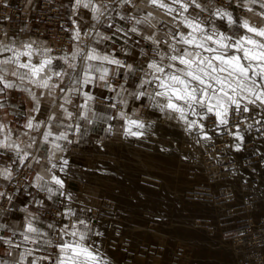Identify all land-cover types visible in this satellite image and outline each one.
<instances>
[{
  "label": "rangeland",
  "instance_id": "obj_1",
  "mask_svg": "<svg viewBox=\"0 0 264 264\" xmlns=\"http://www.w3.org/2000/svg\"><path fill=\"white\" fill-rule=\"evenodd\" d=\"M135 3L136 9L121 7L119 3L117 7L125 16H135L137 19H143L147 13L152 14L150 22L135 25L138 32L134 34L140 48L135 55L138 67L134 72L133 85L143 77L147 60L154 58L156 45L146 37L154 35L162 42L161 49L168 51L163 41L170 40V30H178L177 22L173 20L175 13L169 15L164 9L150 5L148 0H135ZM216 3L227 6V0H216ZM256 10L259 11L258 8ZM229 11L233 12L234 17L248 19L257 26L260 24V18L245 9L233 6ZM128 24L131 28L134 26L131 20ZM215 24L221 31L244 34L243 29L234 26L230 29L223 21L216 20ZM179 30L185 31L182 28ZM127 81L128 78H123L125 86L128 85ZM147 90L151 92L152 88L148 87ZM124 93L126 104L118 103L114 107V122L104 133L89 141L86 149H74L76 146L70 150L57 149L55 145L61 146V140L56 139V123L52 124L53 136L47 142L42 133L49 129H43L40 141L49 146V151H43L44 163L40 165L38 174L49 180L56 175L64 181V207L66 210L71 208L92 228L89 241L96 242L107 264H239L234 246L221 235V210L230 206L231 212H234V207L243 198V178L251 173L243 170V159H250L257 150L264 149L260 144L264 141L259 140L264 137V114H257L254 106L250 105L253 112L244 113L243 116L236 114L230 118L227 126H218L212 113L206 114L203 120L189 114V120L203 124V130L197 126L189 130L184 121L148 106L146 97L136 100ZM40 106L46 110L47 101H40ZM121 112L126 117L144 122L143 129L131 128L132 132H142V135L126 134L129 124L121 118ZM258 120L262 122L257 123ZM236 123L239 124L238 128L234 127ZM236 133L243 136L242 141L236 138ZM205 134L209 138L205 139ZM150 153L163 155L171 166L153 167L154 170L144 157ZM65 160L67 164H64ZM251 167L255 169V166ZM31 173H35V170L32 172L31 169ZM249 176L246 190L255 192L257 182L254 175ZM104 182L107 183L103 185ZM119 186L126 187L125 199L133 209L117 202L115 190ZM136 186L162 192L165 196L156 200L135 193L132 189ZM49 216L52 219L58 217ZM64 223H69V218ZM180 227L203 234L204 246L207 247H204L203 258L199 256L194 242L178 235ZM95 232L102 235H94ZM56 240L57 234L54 242ZM220 253L226 255L223 257Z\"/></svg>",
  "mask_w": 264,
  "mask_h": 264
},
{
  "label": "snow or ice",
  "instance_id": "obj_2",
  "mask_svg": "<svg viewBox=\"0 0 264 264\" xmlns=\"http://www.w3.org/2000/svg\"><path fill=\"white\" fill-rule=\"evenodd\" d=\"M148 3L164 9L169 15L175 13L173 20L177 22L178 30L176 32L170 30V40L163 41L167 44L168 51L161 49L162 42L155 39L154 35L146 37L156 45L153 49L154 58L147 60L143 77L138 83H134L135 91L129 92L125 85L120 86L121 91L127 92L136 100L146 97L149 101L148 106L168 114L171 118L184 121L189 130L194 126L203 130V124L188 119L189 114L203 120L206 114L212 113L218 121V126H227L230 118L236 114L243 116L254 109L257 110V114H264V0H227V6L218 5L216 0H168V2L148 0ZM119 5L136 9L135 0H119ZM233 6L258 16L259 26L250 23L248 19L234 17L233 12L229 11ZM80 8L88 9L98 24L101 23L100 18L109 12V5L104 3V0L99 2L74 0V11ZM108 18L111 19L110 15ZM120 19L133 21L134 26L129 31L137 33L138 28L135 25L150 22L152 14H145L143 19L122 15ZM216 20L225 22L230 29L233 26L243 29L244 34L221 31L215 24ZM73 23L76 24V21ZM108 27L113 29L114 26L110 23ZM92 28L94 29L95 25H92ZM181 28L185 31H180ZM118 33L128 37L127 31L116 26L112 36L95 32L94 35L98 39L94 43L112 40ZM83 35L89 36L90 33L84 32ZM81 36L80 27L77 25L72 39L79 42ZM4 52H11L12 55L0 59V96L5 95L6 90L10 89L24 91L30 95L34 101L32 109L34 115L27 118L24 127L30 131H38L41 127L48 128V131L42 133L45 142L53 136L51 131L53 122H56L58 127L72 126L57 121L55 113H50L44 120H37L35 114L41 111L42 97L49 96L54 105L71 119L73 113L69 112L65 105L72 103V93L84 97L85 102L78 105V108L92 112L88 101L94 97L83 91L86 86L102 81L109 90L115 91L112 85L107 83L110 69L106 65H115L116 69H125L127 73L136 71L132 64H126L110 53L101 52L91 45L80 47L79 43L70 55L61 57L49 55L50 49L34 48V42L24 43L19 48L0 45V55ZM56 60L63 61V65L54 64ZM148 87L152 88L151 92L147 90ZM33 88L41 89L39 96ZM57 91L63 95L57 96ZM119 95L118 92L117 96ZM57 100L63 102L56 105ZM120 103L126 104V98L121 97ZM250 105L254 106V109L250 108ZM111 107H116V104H112ZM2 108L4 102L0 100V109ZM120 116L128 121L129 128L126 134L133 136L143 134L131 131L132 126L143 129L145 127L143 121L126 117L124 112H121ZM84 118L87 119V115ZM6 127L0 122V136H3V139H0V149L15 152L19 162L23 163L31 153L24 151L17 141L11 140L10 133L5 134ZM234 127L238 128L239 124H234ZM76 129L79 130L78 124ZM24 135L28 133L25 132ZM235 135L238 140H243L239 133ZM204 138L209 137L205 134ZM56 139L67 140V136L60 133ZM31 141L26 145L27 148L36 143L35 137H31ZM55 147L60 149L61 146L57 144ZM64 164H67L66 160ZM52 167L55 168L56 165L53 164ZM0 177L10 180L12 177L10 168L0 167ZM37 179L42 180L43 177ZM51 183L58 186L55 191L48 186V182L42 185V190L49 193V199L57 191L64 195L60 191L64 187L62 179L52 175ZM4 195L0 192V196ZM63 215L74 219L59 227L54 224L48 225V228L57 234L56 242L48 232L35 226L34 221L37 218L31 214L26 217L22 230L0 224V231L7 228L11 233L8 236L0 235V246L6 248V252L0 256V264H107L96 242L89 241V233L93 230L88 223L76 216L71 208ZM93 234L102 235L99 232ZM17 235L21 237L19 241L15 239ZM27 245L35 247H26ZM22 246L23 250L16 253L15 250L21 249ZM48 248L55 249L54 257L47 253Z\"/></svg>",
  "mask_w": 264,
  "mask_h": 264
},
{
  "label": "crops",
  "instance_id": "obj_3",
  "mask_svg": "<svg viewBox=\"0 0 264 264\" xmlns=\"http://www.w3.org/2000/svg\"><path fill=\"white\" fill-rule=\"evenodd\" d=\"M5 1L9 3L14 0ZM51 1L60 8L61 15L65 18L66 22V29L68 31L67 36L70 39L68 45H66L60 52L54 53L52 51V45L55 42L53 35L46 33L38 34L34 31V28L39 22L37 16L33 14V5L37 0H25L24 7L27 19L21 22L20 28L16 27L13 21L6 23L0 22V38L3 39L0 45L19 48L24 43L34 42V48L50 49L51 52L49 55L53 57L70 55L75 51L77 43H79L80 47L91 45L95 46L101 52H107L114 55L121 61L128 59L129 61L127 64H132L133 68L135 70L137 69L138 66L135 64V55L140 46L136 41V35L129 31L131 29V25L128 24L129 20L120 19V16H125V13L117 8L119 0H104V3L109 5V12L100 18L101 23L99 24L92 18L93 14L88 9L80 8L74 11V0ZM109 15L111 19L108 18ZM73 21H76V24H74ZM110 23L113 24V29H109L108 25ZM77 25H79L82 33L79 42L72 39ZM92 25H95L94 29L92 28ZM116 26L127 31L128 37H124L118 33L112 40H101L98 44L94 43V41L98 39V37H95L94 35L95 32H100L104 36H112ZM84 32H89L90 35L84 36ZM11 55V52H4L0 55V59ZM77 63L79 64V61H77ZM54 64L62 66L63 61L56 60L54 61ZM106 67L110 69L107 83L112 85L115 91L109 90L102 81H97L95 85L86 86L83 91L89 92L94 97L93 100L88 101V105L92 109V112H86L85 110L78 108V105H82L85 101L82 95H77L75 93L71 94L72 103L65 105L68 111L73 113L71 119H68L62 110L54 105L53 100L50 97L45 95L40 99L41 103L42 101H47L48 106L46 110L41 108L40 113L35 114L37 120H44L50 113H55L57 121L72 126H54V128L57 129V136L60 133H65L67 136V140H61L60 142L62 148L70 150L72 149V146H76L74 149H86L89 141L108 129V127L114 122L115 110L111 105H117L120 103L121 97L125 94L120 88L121 85H125V83H123V78H128V85L125 87L128 90L135 91L133 85L134 73H127L125 69H116L115 65H106ZM121 76L123 78H120ZM33 91L39 96L41 89L33 88ZM118 92L120 93L119 96H117ZM56 93H58L57 96L63 95L58 91ZM0 100L4 102V108L0 109V122L7 126L5 134L10 133L11 140L17 141L24 151L31 153L27 160L20 163L15 152L0 149V153H3L0 155V167L10 168L12 172L10 180H5L0 177V192L5 194L4 196H0V224H6L9 228L22 230L26 217L31 214L37 218L34 221L35 226L42 231L48 232L49 236L54 241L56 232L49 229L48 225L54 224L59 227L62 224H66L64 222H67L68 218L69 221L72 219L71 217L63 215L67 212L64 207L65 191L61 189L60 191H62L64 195H60V192L57 191L56 194L49 199V193L42 190V185H44L45 182H48V186L52 187L54 191L57 189V186L52 184L51 180L46 177H43L42 180L37 179V177H42L38 173L40 165L44 163V158L42 157L44 154L43 151L47 149L49 151V146L40 141V132L47 128L41 127L38 131H30L24 127L27 118L34 115L32 112L34 101L27 92L17 89L6 90V94L0 96ZM62 102V100H57L56 105ZM93 113H95V115H93ZM85 115H87V119L84 118ZM77 124L79 125V130L76 129ZM25 132H27L28 135H24ZM31 137H35L36 143H34L31 148H27L26 145L32 142ZM0 139H3V136H0ZM27 167H31L32 172L35 170V173L25 176L23 183L21 185H16L14 183V177L19 174L23 168ZM10 185L14 187H10ZM53 210L58 217L52 219L49 218V214H51ZM0 235L8 236L11 235V233L6 228L4 231H0ZM15 239L19 241L21 237L17 235ZM26 247H35V245H27ZM22 250L23 246L21 249H16L15 252L19 253ZM5 252L6 248L0 246V256ZM47 253H51L54 257L55 249L48 248ZM29 259H31V257H29Z\"/></svg>",
  "mask_w": 264,
  "mask_h": 264
},
{
  "label": "built area",
  "instance_id": "obj_4",
  "mask_svg": "<svg viewBox=\"0 0 264 264\" xmlns=\"http://www.w3.org/2000/svg\"><path fill=\"white\" fill-rule=\"evenodd\" d=\"M24 3L25 0H14L9 3L0 0V22L13 21L15 26L20 28L21 22L27 19ZM33 14L39 20L34 31L38 34L53 35L55 38L52 45L54 53L60 52L68 45L70 39L67 36L65 18L61 15L60 8L53 1L37 0L33 5ZM123 62L128 63L126 60ZM262 132L264 133V130ZM259 140L263 142L264 137ZM260 144L264 148V143ZM251 166H255V169ZM243 170L251 172L247 173L250 175L249 177L254 175L257 191L246 190L248 175L244 173L243 198H241L240 204L234 207V212H231L230 206L221 210L223 227L221 235L234 246V253L239 264H264V149L257 150L250 159L244 158ZM30 174V167L23 168L14 177V183L21 185L24 177ZM10 187L14 186L10 185ZM51 214L57 215L54 210Z\"/></svg>",
  "mask_w": 264,
  "mask_h": 264
},
{
  "label": "bare ground",
  "instance_id": "obj_5",
  "mask_svg": "<svg viewBox=\"0 0 264 264\" xmlns=\"http://www.w3.org/2000/svg\"><path fill=\"white\" fill-rule=\"evenodd\" d=\"M2 41H3V39L2 38H0V43H2ZM145 157V160H146V162L149 164V166H151V168H153V167H156V168H158V167H160V166H162V165H165V166H167V167H170L171 165H170V163L167 161V159L163 156V155H161V154H159V153H150V154H147V155H145L144 156ZM148 166V165H147ZM150 169V168H149ZM154 169V168H153ZM152 170V169H151ZM154 170H156V169H154ZM153 170V171H154ZM106 179H104V181H105ZM107 181V180H106ZM108 182V181H107ZM107 182H104L103 183V185L105 184V183H107ZM109 183V182H108ZM133 187V186H132ZM131 187V188H132ZM130 188V189H131ZM156 188V187H155ZM132 190H135L134 192L135 193H142V194H145V195H147V196H149V197H153L154 199H156V200H158V198L159 199H161V197H163V196H165V194L164 193H162V192H157V191H155V190H153V189H150V188H139V187H135V189H132ZM116 192H115V198H116V200H117V202H119V203H121L122 205H124L125 207H127V208H132V206H131V204H130V202L129 201H127L126 199H125V193L127 192V189H126V187H123V186H119V187H117V190H115ZM159 201H162V200H159ZM133 209V208H132ZM129 210V209H128ZM82 211V210H81ZM134 217V216H133ZM135 218V217H134ZM181 229H183V230H181ZM179 230H181L182 231V233H180V231ZM178 231H177V233H178V235H181L182 237L184 236L185 237V239L188 241H190V242H194L193 244L195 245V247H196V245H197V248H196V250L198 251V254H199V256L200 257H202L203 258V256H204V251H205V249H204V247H206V246H204V244H205V242H204V239H203V237H202V235H200V233L199 232H197V231H195V230H192V229H184V228H181L180 227V229H179ZM180 233V234H179ZM183 237V238H184ZM181 238V237H180ZM182 238V239H183ZM205 238V237H204ZM207 238V237H206ZM185 239H183V240H185ZM196 243V244H195ZM208 244H209V241L207 242ZM207 245V244H206ZM210 245H211V243H210ZM160 247V246H159ZM209 247V246H208ZM213 247V246H212ZM215 247V246H214ZM218 247V246H217ZM207 248V247H206ZM215 249H218V248H216L215 247ZM214 249V251H216ZM223 249V248H222ZM222 249H220V250H222ZM223 250H225V249H223ZM207 251V250H206ZM213 250H212V252H214ZM208 252H209V250H208ZM218 252V251H217ZM222 252V251H221ZM226 252V251H225ZM216 253V252H215ZM224 254L225 253H220L219 255H222L223 257H224ZM212 255H214V254H212ZM226 255V254H225ZM208 256H210V255H208ZM207 257V256H206ZM234 258V257H233ZM205 259V258H204ZM208 259H210V258H208ZM211 259H213V258H211ZM220 260H221V258H219ZM213 260H216V259H213ZM223 260H225V258L223 259ZM231 260V259H230ZM209 261V260H208ZM218 261V260H217ZM222 261V260H221ZM219 262V261H218ZM227 263H228V260L226 261Z\"/></svg>",
  "mask_w": 264,
  "mask_h": 264
}]
</instances>
